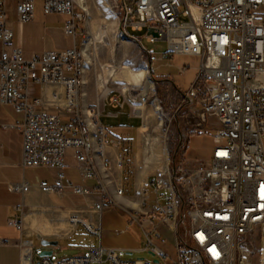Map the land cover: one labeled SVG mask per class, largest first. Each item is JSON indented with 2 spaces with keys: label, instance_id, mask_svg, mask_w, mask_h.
Instances as JSON below:
<instances>
[{
  "label": "built area",
  "instance_id": "built-area-1",
  "mask_svg": "<svg viewBox=\"0 0 264 264\" xmlns=\"http://www.w3.org/2000/svg\"><path fill=\"white\" fill-rule=\"evenodd\" d=\"M41 2L44 14L70 18L63 24L66 35L73 39L83 35L78 24L86 10L78 0ZM14 7L18 21L27 22L33 18L35 0H16ZM118 8L125 37L139 40L129 32L145 29L147 42L165 41L167 57L199 58L197 75L185 96L195 110L217 120L210 156L204 164L187 168L179 163L166 170L167 178L165 171L153 178L155 206L149 219L171 221L176 239L169 252L159 244L164 240L157 224L143 229L145 243L139 250L151 252L157 262L120 258L118 249L100 244L99 227L86 225L99 239L96 246L54 260L39 257V264H240L243 257L238 251L247 240H258L256 264H264V0H133L130 6L119 0ZM83 41L25 57L6 24V0H0V103L22 114V122L14 127L22 138L23 166L53 171L51 181L38 183L44 192H90L67 177L68 148L74 151L82 179L96 175L97 161L109 166L99 111L90 109L89 122L78 104L87 66ZM33 82L61 86L62 110L42 111L39 99L29 101ZM51 95L56 99L55 92ZM101 189L104 192L102 185ZM103 206V201L93 204L97 212ZM70 221L75 224L78 217L71 215ZM19 246L20 263L33 264V242L23 239Z\"/></svg>",
  "mask_w": 264,
  "mask_h": 264
},
{
  "label": "crops",
  "instance_id": "crops-1",
  "mask_svg": "<svg viewBox=\"0 0 264 264\" xmlns=\"http://www.w3.org/2000/svg\"><path fill=\"white\" fill-rule=\"evenodd\" d=\"M15 2L16 0H6V24L12 29L13 41L25 57L46 50L70 48L79 45L83 40L78 35L80 39L77 42V36L73 39L63 32L66 21L57 32L54 23L43 16L45 14L42 12L41 0L39 4L36 3L30 21H18ZM36 7L43 14L37 15V18ZM59 36L64 39H59ZM133 41L148 49L140 43V38ZM163 57L166 58L164 54ZM52 92L56 93V99L51 95ZM113 92L109 90L106 93L97 116L99 124L105 129L106 143L103 148L109 159V166L104 168L97 161L96 175L82 179L73 149H66L64 171L73 183L90 189L84 195L66 190L44 192L39 188L38 183L41 180L51 181L53 171L23 166L22 138L19 130L14 127L22 122V114L16 113L10 105L0 103V264H21L19 244L23 239H29L33 243L34 238L39 241L42 238L55 239L60 247H78V251L65 257L84 254L99 243L98 237L86 225L99 227L100 244L118 249V255L122 259L130 260L127 256L121 257L120 252L129 254L143 251L139 250L145 243L143 229L150 230L154 224H157L164 240L159 244L169 252L173 251L176 243L173 223L150 220L148 216V212L155 206L153 178L162 171H165L164 177L167 178V169L145 167L137 160L136 153L140 146L138 129L143 124V117L134 113L130 103L123 100L119 93ZM85 95V92L84 95L82 93L78 102L83 113V105L87 106V101L90 100V96L87 97V94L83 97ZM62 98L61 86H40L34 82L30 84L28 99L31 102L39 99L38 109L42 111H61ZM126 148L132 151L131 171L121 154L122 149ZM144 156L145 159L151 157L148 153ZM24 185L27 186L26 190L21 189ZM118 188L121 189V194L116 193ZM100 201H103L104 206L97 212L93 204ZM33 215L41 218L36 221L35 226L30 221ZM71 215L78 217L75 224L70 221ZM153 256L152 261L157 262L156 256Z\"/></svg>",
  "mask_w": 264,
  "mask_h": 264
},
{
  "label": "rangeland",
  "instance_id": "rangeland-1",
  "mask_svg": "<svg viewBox=\"0 0 264 264\" xmlns=\"http://www.w3.org/2000/svg\"><path fill=\"white\" fill-rule=\"evenodd\" d=\"M39 2L40 0H35V5ZM125 2L130 6L133 0H125ZM118 3L119 0H83L82 2L86 13L84 21L79 24L83 33L81 36L88 42V49L87 58L85 56L87 66L79 100L84 92L88 94L87 97L90 96L87 106L83 105L84 116L88 117L91 113L90 109L95 112L100 110L104 98H99L100 93L104 87H108L109 90L119 93L121 98L124 97L132 105L134 113L142 115L145 128L142 132L138 129V133H141L139 147L150 154L151 157L145 159L149 167L170 170L173 165L179 163H184L187 168L206 163L213 144L211 135L218 127V123L214 116H203L199 110H195L190 99L184 96V91L189 88L197 75L199 58L184 54H172L167 57L164 54L165 41L157 40L149 43L144 38L145 29L130 31V36L139 37L142 45L154 50L151 55L143 52L137 42L123 35ZM35 13L36 18L37 15H43L39 13V7H36ZM43 16L54 23L57 32L62 24L70 19L67 15L58 13ZM59 37L61 40L64 39ZM76 39L78 42L80 37L77 36ZM181 67H185L183 72L180 71ZM140 69L146 70L143 78L135 80L128 77L130 72ZM126 79H130V85L126 83ZM129 86L132 87L130 90ZM142 87H145L144 91L138 95ZM136 95L137 98H133ZM79 108L81 109L80 105ZM196 122L201 123L199 128L195 126ZM105 126L109 127L107 123ZM30 219L31 224L35 226L36 221L41 218L33 215ZM60 246L56 245L53 248L49 258L52 260L63 258L79 250L76 246ZM43 248L45 247L40 245L39 240L34 238L33 264L39 258L37 253ZM238 252L243 257V262L256 264L258 240L245 241ZM120 256H127L130 260L154 259V256L147 251L129 254L120 252Z\"/></svg>",
  "mask_w": 264,
  "mask_h": 264
},
{
  "label": "bare ground",
  "instance_id": "bare-ground-1",
  "mask_svg": "<svg viewBox=\"0 0 264 264\" xmlns=\"http://www.w3.org/2000/svg\"><path fill=\"white\" fill-rule=\"evenodd\" d=\"M78 1L80 2L81 6L85 9V7L82 5L83 0H78ZM98 37H100V36H98ZM123 38H124V36H123ZM96 39H97V37H96ZM87 49H88V42H87V40H84L83 41V45H82V50L84 51V54H85L86 58H87V53H86ZM128 75H129L128 77L136 80V79H139V78H143L146 75V70L145 69H140V70H137V71H134V72H130ZM126 81H127L126 82L127 84H129V85L131 84L130 79H126ZM130 88H132V87L129 86V90H130ZM144 88L145 87L141 88V90L139 91L138 95L144 91ZM108 91H109V88L108 87H104L102 89L101 93H100L99 98L102 99L106 95V93ZM55 96H57V95H55ZM133 98H137V95L134 96ZM60 100H62V103H63L64 99L62 98ZM88 121L90 122L89 118H88ZM144 128H145V124L143 123L142 126L139 128V132H142L144 130ZM144 155H145V150L143 148L139 147L138 150H137V153H136V158L142 165H144L145 167H148V164H146L147 162L144 161V159H145ZM240 264H246V263L243 262V260H241Z\"/></svg>",
  "mask_w": 264,
  "mask_h": 264
},
{
  "label": "water",
  "instance_id": "water-1",
  "mask_svg": "<svg viewBox=\"0 0 264 264\" xmlns=\"http://www.w3.org/2000/svg\"><path fill=\"white\" fill-rule=\"evenodd\" d=\"M177 149H178V147H177ZM39 243H40L41 246H44L45 248L41 249L37 253V257H44V256H48L49 257L53 253V248L57 245V240L42 238V239H40ZM46 247H49V248H46ZM155 261H157V260H155ZM35 264H39V260H36Z\"/></svg>",
  "mask_w": 264,
  "mask_h": 264
},
{
  "label": "trees",
  "instance_id": "trees-1",
  "mask_svg": "<svg viewBox=\"0 0 264 264\" xmlns=\"http://www.w3.org/2000/svg\"><path fill=\"white\" fill-rule=\"evenodd\" d=\"M121 154L123 156V161L125 162V164L128 165L129 170H130L131 166H132V161H131V158H130L131 154H132L131 149L130 148L122 149V153Z\"/></svg>",
  "mask_w": 264,
  "mask_h": 264
}]
</instances>
